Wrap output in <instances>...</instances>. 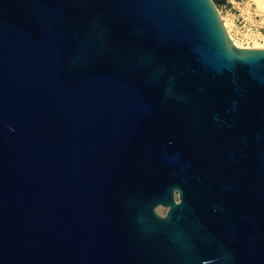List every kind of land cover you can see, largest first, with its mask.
Instances as JSON below:
<instances>
[{
    "label": "water",
    "instance_id": "1",
    "mask_svg": "<svg viewBox=\"0 0 264 264\" xmlns=\"http://www.w3.org/2000/svg\"><path fill=\"white\" fill-rule=\"evenodd\" d=\"M0 264H264V47L212 0H0Z\"/></svg>",
    "mask_w": 264,
    "mask_h": 264
},
{
    "label": "rangeland",
    "instance_id": "2",
    "mask_svg": "<svg viewBox=\"0 0 264 264\" xmlns=\"http://www.w3.org/2000/svg\"><path fill=\"white\" fill-rule=\"evenodd\" d=\"M227 5L217 7L227 33L238 47L263 48L264 0H227ZM158 213L166 208L157 206Z\"/></svg>",
    "mask_w": 264,
    "mask_h": 264
},
{
    "label": "trees",
    "instance_id": "3",
    "mask_svg": "<svg viewBox=\"0 0 264 264\" xmlns=\"http://www.w3.org/2000/svg\"><path fill=\"white\" fill-rule=\"evenodd\" d=\"M212 1L215 3L217 7L228 4L227 0H212Z\"/></svg>",
    "mask_w": 264,
    "mask_h": 264
},
{
    "label": "built area",
    "instance_id": "4",
    "mask_svg": "<svg viewBox=\"0 0 264 264\" xmlns=\"http://www.w3.org/2000/svg\"><path fill=\"white\" fill-rule=\"evenodd\" d=\"M258 35L264 38V33H258Z\"/></svg>",
    "mask_w": 264,
    "mask_h": 264
},
{
    "label": "flooded vegetation",
    "instance_id": "5",
    "mask_svg": "<svg viewBox=\"0 0 264 264\" xmlns=\"http://www.w3.org/2000/svg\"><path fill=\"white\" fill-rule=\"evenodd\" d=\"M174 197H175V199H176V200H178V198H177V195H176V194L174 195ZM165 211H166V210H165ZM164 214H165V213H163L162 215H164Z\"/></svg>",
    "mask_w": 264,
    "mask_h": 264
}]
</instances>
